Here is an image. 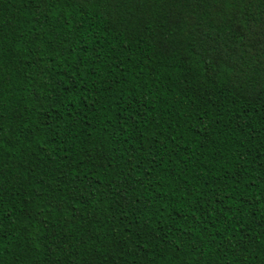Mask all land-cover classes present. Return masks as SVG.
I'll return each instance as SVG.
<instances>
[{
    "label": "trees",
    "instance_id": "trees-1",
    "mask_svg": "<svg viewBox=\"0 0 264 264\" xmlns=\"http://www.w3.org/2000/svg\"><path fill=\"white\" fill-rule=\"evenodd\" d=\"M0 264H264V0H0Z\"/></svg>",
    "mask_w": 264,
    "mask_h": 264
}]
</instances>
